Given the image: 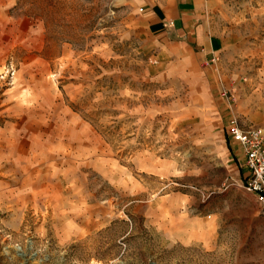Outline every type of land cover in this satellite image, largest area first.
I'll return each mask as SVG.
<instances>
[{"label": "rangeland", "instance_id": "obj_1", "mask_svg": "<svg viewBox=\"0 0 264 264\" xmlns=\"http://www.w3.org/2000/svg\"><path fill=\"white\" fill-rule=\"evenodd\" d=\"M214 20L223 67L126 0H0V264H264L225 131L264 124V0Z\"/></svg>", "mask_w": 264, "mask_h": 264}, {"label": "crops", "instance_id": "obj_2", "mask_svg": "<svg viewBox=\"0 0 264 264\" xmlns=\"http://www.w3.org/2000/svg\"><path fill=\"white\" fill-rule=\"evenodd\" d=\"M126 1L146 32L161 39L165 49L184 52L191 61H207L214 67L226 66V50L233 39L221 32L214 20L223 0ZM231 146L237 160L245 161L240 144L232 141Z\"/></svg>", "mask_w": 264, "mask_h": 264}, {"label": "built area", "instance_id": "obj_3", "mask_svg": "<svg viewBox=\"0 0 264 264\" xmlns=\"http://www.w3.org/2000/svg\"><path fill=\"white\" fill-rule=\"evenodd\" d=\"M226 132L230 140L240 144L245 156L246 173L237 184L251 190L264 205V124L244 126L233 116Z\"/></svg>", "mask_w": 264, "mask_h": 264}]
</instances>
